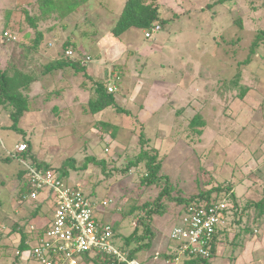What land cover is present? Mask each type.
I'll return each mask as SVG.
<instances>
[{"label":"rangeland","instance_id":"374dc122","mask_svg":"<svg viewBox=\"0 0 264 264\" xmlns=\"http://www.w3.org/2000/svg\"><path fill=\"white\" fill-rule=\"evenodd\" d=\"M45 1L0 0V32L9 21L17 28L14 32L18 40L28 31H32L31 37H34L27 13L31 17H40L37 29L44 32L43 43L51 40L53 47L46 44V49L43 45L40 48V60L47 64L52 60L50 58L61 57L63 44L67 41L81 46L83 50L77 47L75 50L83 55L87 52L86 55L97 58L100 46L91 42L95 37L93 32L112 34L127 0H87L86 4L80 2L76 11L63 17L57 13L42 16V12L49 10ZM145 2L160 5L162 18L167 20L163 30L151 39H144L142 29L127 31L120 39L117 38L122 43L121 56L113 63L108 62L107 66L101 64L97 70H105L113 64V70L117 75L121 74L116 98L118 105L130 115L119 113L116 108L97 115L90 114L86 108L90 98L87 88L91 80L87 81L82 73L77 77L65 74L69 77L64 79L62 86L69 99L67 103L56 104L62 108L60 116L56 118V114L49 110L52 104L44 107L41 104L44 100L36 101L37 90L30 91L32 111L26 113L20 128L27 131L39 160L48 159L57 168L69 170V176L65 178L67 183L81 182L95 203L112 201L109 209H100L94 216L101 220L107 213L113 223L118 220L116 243L123 248L126 247L125 238L139 225L138 219H147L150 212L148 222L154 233L152 246L147 252L141 250L138 253L139 261L149 262L162 244L164 246L168 242L173 247L170 232L182 224L185 213L184 205L174 199L188 201L202 191L220 188L223 190L221 196L234 194L245 209L249 202L262 198L264 42L255 49L250 64L242 66L241 63L251 55L257 33L264 30V0ZM22 8L29 10L24 12ZM26 43L31 44L29 39ZM154 43H158V47L150 52L148 48ZM5 48L0 43V63L6 57ZM54 53L55 57L52 56ZM91 71L96 72L93 68ZM237 75L240 76L239 89L243 86L248 89L243 98L242 93L239 95V90L229 84ZM102 76L105 78L104 74ZM82 82L85 83L84 89L79 86ZM34 107L40 110H34ZM3 114L0 106V116ZM198 114L206 120L202 135L190 128L191 119ZM99 123L109 125L105 129ZM112 133L117 134L116 139ZM143 134L156 149L161 150L160 159L163 157L165 160L159 185L141 183L143 175L138 171L145 172L144 163L133 168L127 176H114L113 171L111 176H108L110 171L105 175L100 166L90 163L84 168L89 157L102 154L109 158L112 169L126 166L128 160L145 148L141 142ZM20 140L25 142L22 134L0 127V199L7 203L0 210V225H3L0 230V264H13L16 258L21 234L17 230L11 232L13 223L19 226L18 230L22 228L25 232L37 233L50 223L53 215L54 202L46 201L45 197H41L39 202L28 196L24 204L18 205V175L25 165L14 159L5 162V149H13ZM109 142L112 144L108 145ZM228 186L232 189L228 190ZM165 188L169 195L161 198L159 206L155 205ZM40 203L41 208H38ZM149 203L151 208H144ZM134 208L135 213L128 215ZM244 226L245 221L239 227L233 226V243L229 248L230 252L232 249L236 252L225 256V260H230L225 264H231L236 255L244 262L243 259L253 251L250 248L252 243L259 246V250L263 246L264 252V238L258 240V237L250 236V243L248 239L236 237L240 227ZM139 236H145L143 227ZM146 242L148 240L143 241ZM138 244L135 241L127 249L133 251ZM254 257H261L254 259L258 264L264 259V253L254 254ZM186 261L178 262L185 264ZM217 263L224 264L222 259H217ZM19 264L37 263L21 260ZM208 264H214V261L210 259Z\"/></svg>","mask_w":264,"mask_h":264},{"label":"trees","instance_id":"16d2710c","mask_svg":"<svg viewBox=\"0 0 264 264\" xmlns=\"http://www.w3.org/2000/svg\"><path fill=\"white\" fill-rule=\"evenodd\" d=\"M87 0H74L72 3L71 1L66 0H46L45 4L48 6L49 10L44 11L41 13L42 16H46L48 14L57 13L60 17H63L65 15L71 14L72 12L76 11L77 5H79L80 2L86 3ZM226 1V0H222ZM233 1V0H230ZM66 2V3H65ZM70 7L68 8V6ZM26 7V6H25ZM24 9V8H22ZM29 9H24V12H26ZM27 19L30 22V25L35 33L34 37H31L32 31H28L24 33V39L18 40L17 33H15L16 26L12 25L9 21L5 24V28L3 32L8 31L16 35L17 41L16 42H7L5 39L3 40V44L5 46H10L9 44L17 43L18 48L20 49V52L24 53L25 55L29 57L38 56V52L40 51V48L43 44L44 39V32L37 29V22L40 19V17L35 16L31 17L27 13ZM167 20L162 18V12L160 9V5H152L145 2V0H127L123 12L121 14L120 19L118 20V24L115 28L112 29V32L115 37H121L123 34H125L127 31H129L132 28H138L142 29V31L150 30L155 25H160L161 28H163L166 25ZM241 24V21L239 22ZM13 31V32H12ZM2 32V33H3ZM19 32V30H17ZM22 38V37H21ZM26 39H29V42L31 44H27ZM22 41V42H19ZM25 41V42H24ZM264 42V30L257 33L254 41L252 42V47L250 50V56L248 59L241 63V65L247 66L251 63V58L253 57L254 53L256 52L255 49ZM68 47H72V49L76 52L75 47L76 44L72 43L71 41H67L63 44V53L60 55L61 57L56 59L55 61H50L47 64H41L40 68H38V74L34 73L33 75L26 76L23 73L14 74V69L9 68H0V106L5 109L9 110L11 114V120H12V126L11 130H14L18 132L19 134L25 135V131L20 128V124L26 113H29L32 111V108L30 106V96L29 93L31 91V86L35 82L41 81L45 76L49 74H61L65 75L68 74L69 76L77 77L80 73L84 75V78L88 81H90L91 85L88 89V93L90 94V98L88 100V108L86 110L93 115H97L99 113H102L110 108H116L119 113H123L126 115H130L128 111L121 108L118 105L116 93L111 94L108 92L107 89V83L111 81L113 75L108 74L105 78H98V79H91L89 68V63H85L80 59H69L64 56L65 50ZM78 52V51H77ZM79 54L82 55V53L79 52ZM86 55V54H84ZM80 56V55H79ZM88 55H86L87 57ZM84 57V56H83ZM41 59V57H40ZM92 63V62H90ZM89 65V66H88ZM117 69V68H115ZM13 71V72H11ZM241 74V73H239ZM238 74V75H239ZM236 76L233 80L229 82L230 85L234 86V88H237L239 90V95L242 93L243 96L248 93V89L243 86V88H240V76ZM68 76V77H69ZM120 80L117 82L118 87L120 88ZM85 83L82 82L79 86L84 89ZM63 88H54L51 92H45L40 93L37 96V99H42L44 102H41V104L47 105L49 102V99L54 94L61 93ZM118 93V92H117ZM36 99V101H37ZM35 101V102H36ZM36 108V107H34ZM56 118L60 116V113H62V108L58 107L57 105H53L50 107ZM34 110L39 111V108H36ZM85 110V111H86ZM101 127L107 129L109 124L99 123ZM206 126V120L204 119V116L201 114L196 115L193 119H191L190 122V128L191 130L198 134L202 135L204 133V128ZM116 133H112L113 139H116ZM142 144L146 145L145 148L142 149V151L135 156V158L130 159L127 161L126 166L122 168L112 169V163L110 162L109 158L105 155L101 156H91L87 159L86 163L84 164V168L87 167V163L94 164L100 166V169L102 172L108 176H111L112 174L115 176L116 174H121L124 176H127L129 172L133 168H139L142 163H144L145 172L138 171V174H142L141 183L147 186H154L160 184V172L163 168L164 161L163 157H161V150L156 149L154 145H152L151 140L149 138H145V135L142 136ZM26 139V140H25ZM103 139V138H102ZM24 141L27 144L28 148L25 152L21 154H17L18 158H22V160L29 165H33L37 167L38 169L42 170H54L57 171L60 175V177L65 180L66 177L69 176V170L63 168H57L53 165V163H50L48 159L39 160L37 153L34 150L32 141L28 139L27 137H24ZM112 143L109 142L108 145H111ZM107 149V148H106ZM105 149V150H106ZM105 153V152H103ZM12 159H16L15 157H11V155H8L7 158H5V162H10ZM60 169L63 170L60 172ZM111 171L114 173L111 174ZM26 170H21L20 174L18 175V181H19V191H17L16 199L18 201L19 207L24 204L27 200V197L30 195V188L28 184V180L25 177ZM83 176V175H82ZM81 176V177H82ZM164 179V178H163ZM167 181H169L168 177H165ZM228 190H231L232 187L228 186ZM221 192H223L220 188H212L211 190L202 191L199 194L193 196L190 200L186 201L185 199H174L178 203L184 205V209H188L191 206L201 207V206H211L214 204L219 203L222 199L225 197L221 196ZM214 194V195H213ZM166 195H169V190L165 188L163 193L160 195V197L157 199V204L161 201V198L166 197ZM230 202L232 205V209L230 210L232 214V218L234 219L235 225L238 227L245 221L244 228L240 227L241 232L243 235H253L254 230H258L262 225L264 224V189L262 198L257 202H249L245 209L240 206L238 201L236 200V197L234 194L230 195ZM6 201L0 199V208L6 207ZM152 204H146L144 208H151ZM159 206V205H157ZM38 208H41L39 206ZM54 210V208H53ZM135 208L133 211L128 213V215L135 213ZM243 213V214H242ZM242 214V215H240ZM16 216V214H13ZM36 215V214H35ZM230 216V215H229ZM246 217V220L243 218ZM150 212L148 211L147 219L146 217H141L138 219L139 225L134 229L131 235L125 238V249L128 251L127 248H130L131 244L135 241H137L138 247L135 248L133 251L130 250V254L132 258L137 257V254L141 250H148L152 246V239L154 237V233L151 230V227L149 225L148 219H150ZM231 218V216H230ZM52 217L50 218L51 221ZM50 223H47L42 229H40L37 233L33 231L31 232H25L22 228L18 230V227L15 223L11 225L10 228H12V231H19L21 234V239L19 241V245L17 250L24 253L28 250H30V246L28 245L29 242L37 239L41 235H43L49 226ZM3 225H0V230ZM141 227H143V230L145 232V236H139V231L141 230ZM116 231V228L114 229ZM1 234V232H0ZM225 239V238H224ZM144 240H148V242L143 243ZM223 238H219L218 236H215L214 242H213V250L215 252L216 247L219 246L220 243H223ZM170 257H173L172 255ZM84 263L86 264H108L107 262H104L100 259V257L96 254H85L83 256ZM174 259V257L172 258ZM208 261L210 259H203V258H195L194 260L186 261L185 264H208ZM20 262V257L16 256L14 263L16 264Z\"/></svg>","mask_w":264,"mask_h":264},{"label":"built area","instance_id":"2783aa9c","mask_svg":"<svg viewBox=\"0 0 264 264\" xmlns=\"http://www.w3.org/2000/svg\"><path fill=\"white\" fill-rule=\"evenodd\" d=\"M162 30L160 25L146 30L145 37L152 38ZM2 39L16 42L17 37L11 32L2 33ZM80 55V56H79ZM64 56L69 59H80L90 63L91 57L75 52L72 47L65 50ZM84 56V57H83ZM119 75L114 74L107 83L108 92H118ZM26 143L16 147L21 154L27 150ZM108 152V148L105 150ZM15 153H11L14 157ZM32 200L45 197L53 200L54 210L47 231L28 243L30 250L16 256L25 263L35 261L37 264H83L85 254H96L108 264H141L131 257L130 251L116 243V231L110 221L96 219L94 214L100 209H109L111 200L95 203L87 195V189L81 182L69 184L54 170H42L24 163ZM232 209L229 198L211 206H191L182 215V224L170 232L173 243L171 255L175 261L195 258L212 259L215 236L230 227L228 216ZM16 264H19L16 263Z\"/></svg>","mask_w":264,"mask_h":264},{"label":"crops","instance_id":"0c3cea01","mask_svg":"<svg viewBox=\"0 0 264 264\" xmlns=\"http://www.w3.org/2000/svg\"><path fill=\"white\" fill-rule=\"evenodd\" d=\"M99 5H100V3H98V7H100ZM78 10H80V9H78ZM93 18H95V17L93 16ZM93 27H95V25H93ZM162 30H163V28H162ZM1 32H0V34H1ZM93 35H95V37L93 36V38L91 39V42H94L95 45L100 46V49L99 50H100L101 58H100V55L97 56V58H99V59H97V58L94 57L95 55L92 56V55H89L88 54V56L93 59L92 60V63H89L90 68H89V71L88 72L90 73V76L93 79H98V78L100 79V78H103V76H102L103 74H104L105 77H107L108 74H110V73L112 74L113 72H115L114 74H116V71L113 70V66H112L113 64H111V67L104 68L105 70L99 69V72H97V70H98L99 66H101V64H105L107 66V63L108 62L113 63L114 61H117V59L121 56L122 43L117 39V38L120 39V37H115L113 33L112 34L111 33H106V34L103 33L102 35H98L96 32H93ZM22 38H20V40L23 41L24 38L23 39ZM144 39H151V38H146L144 36ZM26 40H28V39H26ZM19 42H21V41H19ZM0 43L3 44L2 37H0ZM51 43H52L51 40H46L42 44L43 45V48L46 49V44H48L49 46L52 47V44ZM9 45L11 47L10 46H5V47H7V48H5V50H6V52H5L6 57H5V59L2 60V63H0V68H4V69L5 68L6 69L9 68V69H12V70L14 69V74L23 73L26 76L33 75L34 73L38 74V71H37V70H39L38 68H40V65L41 64H44V61L42 62L40 60V56H41L40 55V52L38 53V56L29 57V56L25 55L24 53L20 52V49L18 48L17 43H13V44L11 43ZM155 47H158V43H154L153 47H151V48L149 47L148 49H149L150 52L156 51L155 50ZM54 48H55V45H54ZM78 48H81V46L77 47V49ZM80 50H83V48H81ZM101 52H103V54H101ZM86 54H87V52H86ZM105 54H107L109 56H105ZM52 56L55 57V53ZM50 59H52L50 61H55L56 59H58V57L57 58H50ZM91 68H93V71H96V72L95 73H92ZM110 70H111V72H110ZM11 72H13V71H11ZM98 73H99V76L100 77L99 76L97 77ZM120 76H121V74H120ZM67 77H66V75H62V73L61 74H49V75L45 76L41 81L35 82L31 86V91L37 90V92L40 94L41 92L42 93H45L47 91L48 92H51V91L54 90V88H58V89L59 88H64L62 86V84L64 82V79L67 78ZM119 91H120V88H119L118 92ZM68 99H69V97H67V94H65V88H64L61 93L54 94L49 99V101H48L49 103L48 104H49V106H51V104H52V106L53 105H56V104L57 105H60L61 103H67V100ZM37 100H42V99H37ZM2 110L4 111V114L0 116V127L2 129H4V130H11L10 128L12 126V120H11V117H10L11 116L10 111L9 110H5L3 108H2ZM26 134H28L27 131H25V135L23 136V138L24 137H27ZM21 143H25V142H23L22 140L16 142L13 149H9V148L6 147L5 154L8 156V154L15 153L14 154L15 155L14 157L16 159H14V160H17V161L21 162V165H22L25 162L22 160V158H18L17 157L18 155L15 152L16 147L19 144H21ZM39 199L37 201L40 202ZM39 206H41V203H40ZM240 206H241V204H240ZM0 210H2V208H0ZM103 215H104L103 216V219H101L102 221H110L111 223H113L112 222L113 220L110 219V217H109V215L107 213H105ZM230 216H231V218H230ZM230 216H228V219H229V222H230L229 229L226 230V231H224V232H222L220 234V239L223 238L224 241H223V243H220L219 246L216 247V250L214 252V256L212 258V261H214V264H218L217 263V259H222L223 262H224V264H225V262H230L229 259L225 260V256L226 255H229V253L233 254V252L235 254V252H236L234 249H232V252H230V248H229V246H230L229 244H232L233 243V240H232L233 232H234L233 231V226H235L233 224L234 219L232 218V214H230ZM245 218L246 217H244L243 219L245 220ZM116 222H117L116 224H115V222L113 223L114 229L117 227L118 220H116ZM238 232L239 233L236 236L237 238L240 237V239H243L244 238V240L245 239H248L249 242L251 241V239H250L251 238L250 237L251 235H248V233L246 235H243V233L241 232V230H239ZM252 236L258 237V240H263L264 233H262L261 227L258 230H254V233H253ZM250 243H252V242H250ZM159 247H160V249L155 250L154 257L151 258V260H149V262H146L145 260H142V261H140L141 264H181V263L175 261V259H172L173 257H170L171 256L172 244L170 245L167 242L164 246L162 244ZM163 247H165V252H163ZM250 248L253 249V251L251 250V254H250V256L248 258L246 257V258L243 259L244 262H242L241 258L238 257V255H236V258L234 259V261L231 262V264H252V263H255L254 262V259L255 260L261 259V257H254V254L264 253L263 252V246H261V250H259V246H257L256 244L252 243V245H251ZM146 252H147V250H146ZM135 259L139 260L138 254H137V257H135ZM227 264H230V263H227ZM258 264H264V259L262 261L259 260L258 261Z\"/></svg>","mask_w":264,"mask_h":264},{"label":"clouds","instance_id":"9594fccd","mask_svg":"<svg viewBox=\"0 0 264 264\" xmlns=\"http://www.w3.org/2000/svg\"><path fill=\"white\" fill-rule=\"evenodd\" d=\"M2 32H3V31H2ZM2 32H1V34H0V37H2ZM226 197L229 198V201H230V194L227 195ZM226 197H225V198H226Z\"/></svg>","mask_w":264,"mask_h":264}]
</instances>
